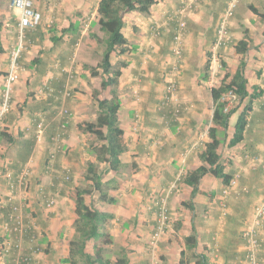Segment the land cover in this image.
<instances>
[{
	"label": "crops",
	"instance_id": "1",
	"mask_svg": "<svg viewBox=\"0 0 264 264\" xmlns=\"http://www.w3.org/2000/svg\"><path fill=\"white\" fill-rule=\"evenodd\" d=\"M11 1L0 0V45L6 52L0 56L2 73L8 72L10 53L20 37V14ZM32 1L42 14V22L39 28L26 32L20 79L15 86L16 101L13 100L11 114L5 116L0 130L13 137L12 143L0 137L2 211L25 200L20 191L10 188L24 169L32 167L35 176H52L43 165L46 150L62 132V124L66 125L65 152H70L68 159L63 154L58 157L56 168L71 166L75 174L80 160L96 163V156L86 152L89 146L85 137L91 135L83 132L79 124L94 122L97 117L93 93L101 91V76L91 74L97 65L90 50L96 45L92 35L99 36L101 32L100 0ZM230 1L233 0H159L150 14L130 12L125 16L122 31L129 51L117 57L124 58L127 67L121 70L116 91L121 100L119 119L127 147L123 161L134 170L128 174L130 179L123 190L110 192L117 203L101 202L96 209L114 215L106 227L114 241L128 250L129 264H195L201 257L205 264H245L248 243L244 233L249 228L255 229L260 240L258 258L264 264V215L261 221L256 216V208L264 207V20L251 11L254 7L263 13L264 0H237V7L243 11L235 12L230 20V41L218 47L217 27ZM182 21L186 23L184 52L177 76L172 70L177 60L173 39ZM76 27L81 37L73 45L71 39ZM246 31L252 44L242 56L236 51V44L244 39ZM30 35L35 38L32 40ZM242 59L246 63L250 94L262 91V95L253 103L243 142L230 147L235 124L247 100L230 119L227 138L219 148L222 162L233 173L236 183L224 198L220 180L206 175L193 196L192 187L184 183V178L204 165L200 157L210 141L214 114L212 89L221 84L227 72L234 75ZM4 75H0V105ZM172 79L177 82L174 98L164 107L166 88ZM65 88L71 89L73 96L59 101L57 98ZM108 93L112 98V93ZM62 108L69 110V118L61 114ZM176 112H179L177 116ZM39 125L44 127L39 133L43 149L37 148ZM21 127L28 131L32 127L35 138L17 136ZM126 156L130 161L126 162ZM29 182L30 189H34V180ZM175 183L176 189L169 197V227L155 238V199L165 195ZM47 190L52 193L54 188ZM72 211L70 237L64 236L63 227L58 233L52 230L54 213L42 215L47 222L45 231L54 233L52 240L51 236L46 240L47 254L54 251L57 254L61 236L68 240V245L74 237L75 208ZM194 229L196 246L190 248L186 239L194 235ZM8 236V232L5 238L0 235V240ZM68 254L69 246L64 258L58 255L56 259H66Z\"/></svg>",
	"mask_w": 264,
	"mask_h": 264
},
{
	"label": "trees",
	"instance_id": "2",
	"mask_svg": "<svg viewBox=\"0 0 264 264\" xmlns=\"http://www.w3.org/2000/svg\"><path fill=\"white\" fill-rule=\"evenodd\" d=\"M158 2L159 0H100L98 7V25L100 31L104 34L105 39L103 40L97 35H92V38L97 43H104L105 50L100 63L97 64V66L91 71L93 77L101 76V91H94L93 93V100L97 105L98 113L94 122H84L79 124V127L83 132L90 134L96 139L95 143H93L92 145V151L96 156V163L89 162L87 164V173L84 177V180L89 184V187H77L74 190L73 198L75 203L76 215L74 221L75 235L69 242V255L66 259L60 261L62 263L129 264L128 250H126L124 247H120L119 254L115 259H112L109 255H106V248L111 247L115 244L112 235L105 230L106 225L109 223V221L114 219V215L104 213L99 211L98 209L93 208L87 203V197L98 194L100 202L116 204V198L110 196V192H118L120 190H123L125 188L126 181L129 179L116 177V179L112 178L107 181L103 178L108 174L117 175L119 173H122L123 169L126 168V165L123 161V156L127 151L125 143V131L122 128L119 119L121 100L116 90L118 89L120 84L119 80L122 75L121 70L127 67V63L121 62L119 66H114L112 62L115 57L124 56L129 51L127 39L122 31L125 24L126 14L130 12L150 14L151 8ZM227 7L228 5L224 9L225 11ZM251 11L264 20V12L260 13L254 7H251ZM39 26L40 25H38L35 29L39 28ZM71 26H73V24ZM28 30L34 29H27L26 32ZM179 30L180 27L178 31ZM78 31L79 28L77 27L73 31L74 34L73 38L71 39L73 45H76L81 37V34L78 33ZM176 35H178V33L175 34L173 39L174 47L176 44ZM30 38L33 40L35 36L30 35ZM251 44L252 41L248 35V31H246L244 39L236 44V51L240 55L245 56L251 48ZM24 52L25 51H23L20 60H22ZM183 52L184 51L182 50V57ZM4 53L6 52L0 45V56ZM37 61L38 59L34 60L33 63ZM180 62L176 60V63L173 65L172 70L180 69ZM222 66L225 69L227 68L225 64H223ZM208 68L209 64L207 69ZM245 68L246 63L245 60L242 59L236 73L234 75H231L227 72L222 79L221 84L217 88L212 89L214 114L212 125L209 129L210 141L206 144V149L200 157L204 165L188 173V175L184 178V183L192 187L193 196L198 192L202 179L206 175H212L220 180L222 186L224 187L223 193L228 187H230L231 181L234 179L233 173L227 171L225 164L222 162L219 148L222 145L223 141H225L227 138V130L229 128L230 119L239 111L240 106H242V104L247 100V103L240 112L238 120L235 124L234 135L230 141V147L236 146L239 143L243 142L248 126V116L252 111L253 103L262 95V91L255 92L252 95L250 94V91L248 89V80L245 76ZM7 74L8 72L2 73L0 71V75L6 76ZM107 91H110L112 93V98H101V93ZM230 92L236 95V104L230 111H225L226 103L225 101H223V97ZM58 100L60 101V99ZM9 114L11 113H8L6 116H9ZM3 136L7 138L9 143L13 142V137L9 136V134L4 131H0V137ZM62 136V138H65L64 134ZM51 148L55 149L53 162H51ZM46 151L47 157L43 167L48 173L52 174L54 170L52 167L53 163L58 161V157L61 154H66L65 142L61 140L59 142L52 143L51 141V145ZM99 165L105 166L104 169H102L103 171H100ZM25 170L26 169H24L16 176V182L26 180V176L23 177V172ZM62 172V175H56L55 173H53L55 176V181L57 180V178H60L62 180V183L66 184L67 187H70L69 183H71L72 181V174H70L67 170H63ZM54 190H56V188H54ZM64 192L65 191L63 190V193ZM186 206H190V204H187ZM36 207L37 216L39 219L36 224L44 232L47 226V222L45 219H43L41 210L39 211L40 207L38 205H36ZM188 208L190 210H193V208L191 207ZM11 209L12 208H10V210ZM10 210L7 209L6 211H2L0 209V221L9 224L12 228L14 223L12 225V223L10 222ZM23 226L25 227V229L22 237L14 233L15 237H17L18 239H23L22 241L24 243H27V241H33V238L38 237L39 232L35 229L33 222L30 218L24 215ZM17 233L19 234V232ZM42 237L43 239L41 240H39L38 238L37 247L34 246L32 249L36 248L34 250H36L37 252L46 253L47 250L45 251V248L42 246L48 238L45 235ZM92 241L95 242L93 246L90 244ZM196 241L197 237L194 229V235L189 236L186 239V243L190 248H194L196 246ZM0 242L2 244L3 239H1ZM98 242H100L101 245ZM17 251L18 249L16 248L12 250L13 253ZM23 256L26 261H22L20 262V264H42L40 261L38 262L34 258V253L25 254ZM15 263L16 259H12V264ZM195 264H205L203 257H201L199 261L197 260Z\"/></svg>",
	"mask_w": 264,
	"mask_h": 264
},
{
	"label": "rangeland",
	"instance_id": "3",
	"mask_svg": "<svg viewBox=\"0 0 264 264\" xmlns=\"http://www.w3.org/2000/svg\"><path fill=\"white\" fill-rule=\"evenodd\" d=\"M214 7H215V5H214ZM219 7L220 6L217 5V8H219ZM235 10H236L235 12L239 11L241 13L243 11V8H241V7L239 8V6H238ZM212 11H214V10H212ZM224 11L225 10H223L222 13ZM99 37L103 40L105 39V36L102 32H100ZM89 39L92 40V38H89ZM95 43H96V45L93 46V48L90 50V52L93 55H95V59H93V60H94V64L97 65L100 63L102 56L104 54L105 44L104 43L100 44L97 42H95ZM95 43H93V44H95ZM181 46L183 48V38H182ZM122 60H121V58L117 59V57H115L113 59L112 63H114L115 66H119L120 63L124 62L125 59L122 58ZM174 73H175V75L178 76V72H174ZM29 87H31V85H29ZM101 94H102L101 98H111L108 91L102 92ZM15 95H16V87H15V92H14V96H13V100L16 101ZM95 109H96V114H97L98 113L97 105H96ZM29 129H30V131H28V129L22 130V127L20 129L18 128V130H17L18 135L17 136L35 138L34 129H32V127H30ZM36 134H37V139H38V142H37L38 147L37 148L43 149V148H40V146H41V144L44 145V143L40 141L41 138H40V134L37 131V129H36ZM43 136H44V134H43ZM37 139H36V141H37ZM95 141H96V139L93 136L85 137V142L89 146L88 150L86 151L87 153L94 155V153L92 151L93 150L92 145H93V143H95ZM81 143H83V142H81ZM69 152L70 151H68L67 154H63L65 156V159H68ZM81 154L84 155V151H82ZM125 159H126V162L130 161V159H128V156H126ZM69 163H72L71 159H69ZM88 163L89 162L86 161L85 159L80 160L79 166H76L77 167L76 173L73 174L71 172V169H70L71 166L67 167V168H62V166H61L58 169V168H56L57 167L56 162H54L53 166H52L54 169L52 172V176H50L49 174H45L46 176L43 175L40 177H39V174H37V176H35V174L33 173L32 167H30V168L28 167L27 171H26L28 173L26 180L20 181V182H13L12 181V183L14 184V189H17L18 191H20L22 193L23 200L25 199L24 200L25 203L23 201L21 204L16 205V206H20V208L23 207L22 208V214L24 216L30 218L31 221L33 223H35L36 226H38L36 223H37V221H39L38 216H37L36 205H38L42 209V211H43L42 215H49V213H54V215H53L54 217H52V218H54L52 230H55V232L58 233L61 230V227H63V229H64L63 234H64V236L66 235V237H68V235L70 234V225L72 223V216H73L72 209L75 208L74 198H73L74 190L77 187H79V188H88L89 187V184L84 180V177L87 173L86 170H87V164ZM128 163H130V162H128ZM131 166H132L131 164H127V167L123 169L122 173H119L117 175L116 174H108V175H105L103 178L107 181L112 179V178L116 179V177L128 179V174H130L134 170V168L132 169ZM74 167H75V165H74ZM99 167H100V171H103L102 169H104L105 166L99 165ZM63 170H67V171H69L70 174H73L72 181H71V183H69L70 187H67L66 184L62 183V180L60 178L59 179L57 178L56 181H58V182L55 181V176L53 173H55L56 175H62ZM32 177H33V179H32ZM48 177L49 178L51 177L50 178L51 181H50V179H48ZM30 179H31V181L34 180V184H35L34 189H30V183H31V182H29ZM129 179H130V177H129ZM47 187L56 188V190H54L52 193H49V191L47 190ZM10 188L12 189L11 185H10ZM63 190H65L64 193H63ZM112 193L116 194V192H112ZM23 195H25V196H23ZM98 197H99L98 194L88 196L87 197V203L96 209L97 206L99 204H101V202L98 201V199H99ZM47 199H53L54 204L52 206L48 207V205L46 204ZM68 206H70V207H68ZM26 211H27V213H26ZM6 225H7V223H5V222H2L0 224V226H1V230H0L1 234L0 235H3L4 238H5V233H7L5 230ZM105 230L111 234V230H108L107 227ZM38 232H39L38 237L33 238V241H27V243H24L22 241L23 239L22 240L18 239L17 237H15L14 234L11 235L8 232V235L10 237L8 236L9 238H7L6 240L4 238H2V239H4L2 244L0 242V264H12V259H16V261H17V258L20 257L21 255L33 254V253L35 254L34 257H37L39 259L38 261H41V262L43 261L44 264H65V263L60 262V260L56 259V258H58V255L64 258V256L67 253V247L69 246L68 240L64 236L60 237V239L58 240L59 246H58L57 254L55 253V251H54V253L47 254L48 249H49L46 246V243H48L47 241L44 242V244L42 246L45 248V251L47 250L46 253L37 252L36 250H34L36 248H34V249H32V248L34 246L37 247L38 238H39V240H41V239H43L42 236L45 235V236H47L48 239H50V236H51V240H52L54 237L53 232H51V233L50 232L48 233L46 231L43 232L42 229L40 231L38 230ZM69 237H70V235H69ZM15 240H17V241H15ZM8 242L12 243V244L19 242L21 244V253H20V251H17L15 253H13L12 251H10V253L2 252L1 246L3 245V243H8ZM94 243L95 242L92 241L90 244L93 246ZM98 243H100V242H98ZM100 245H101V243H100ZM92 246H91V248H92ZM120 247H122V246L119 245V243L115 242V244L113 246L106 248V255H109L112 259H115L116 256L119 254ZM91 248H90V250H91ZM53 256H55V258H53Z\"/></svg>",
	"mask_w": 264,
	"mask_h": 264
},
{
	"label": "built area",
	"instance_id": "4",
	"mask_svg": "<svg viewBox=\"0 0 264 264\" xmlns=\"http://www.w3.org/2000/svg\"><path fill=\"white\" fill-rule=\"evenodd\" d=\"M237 2H238L237 0H233L228 5L225 13L223 14L222 18L219 21L217 27V43H216V46L218 47L229 42L231 39L228 30H229L230 20L234 15L235 9L237 8ZM11 3L13 8L16 11H18L20 14V20H19L20 37H19V42L10 53L9 70H8V74L5 76L4 89L2 91V101L0 105V128L2 126V122L5 116L9 113L12 107L15 85L20 78V58L23 51H25L26 49L24 43L26 30L35 29L42 22V14L34 7V3L32 0H12ZM179 27L180 30L178 31V35H176L175 37L176 44L174 47V53L176 55V59L180 62L182 59V50H183L181 46V41H182L183 31L185 30L186 27V23L182 21L179 24ZM174 70L175 72H179L178 69H174ZM176 83H177L176 79H172L169 82L166 88L167 95L165 96L162 106L168 107L172 103V100L174 98L173 93L175 92L177 86ZM59 96L60 97H58V99H61L62 101H66L72 98L73 93L71 89L65 88L62 92H60ZM236 99H237L236 95L232 92L226 94L223 97V101H225L226 103L225 111H230L235 106ZM60 112L66 118H69L70 113L67 108H62ZM178 113L179 112H176L175 116H177ZM38 128H39V133H42L44 127L42 125H39ZM65 129H66V125L62 124L61 126L62 132H59L58 136L52 139V143H56L63 140L62 135L64 134ZM51 149H52L51 162H53L55 149L54 148ZM26 171L27 169L23 172V177L26 176L27 178L28 173ZM235 183L236 181L235 179H233L231 181L230 187H232ZM11 187L13 188L14 184H12ZM230 187H228L224 191L223 193L224 198L228 196ZM175 189H176V183L170 187V189L167 191L165 195H160L155 199V206L157 207V227H156V232L154 234L155 238H158L163 232L166 231V228L168 226V216H169V197L170 194L173 193ZM46 202L48 207L54 204L53 199H47ZM22 208H20V206L12 207L9 218L12 225L13 223L14 225L12 226V228L9 224H7L5 227L7 232H9L10 234L15 233L20 237H22V234H24V229H25V227L23 226ZM263 215H264V207L260 205L256 208V216L258 221H261L263 219ZM17 232H19L20 235ZM244 236L248 243V247H247L248 251L246 255L245 264H260L258 254L261 248V243L256 235L255 229L249 228L248 230L245 231ZM14 248L18 249V251H21V244L19 242L13 244L8 242V243H3V245L1 246V250L4 253H10V251H12ZM22 261H26L23 255L17 258L15 264H20V262Z\"/></svg>",
	"mask_w": 264,
	"mask_h": 264
},
{
	"label": "clouds",
	"instance_id": "5",
	"mask_svg": "<svg viewBox=\"0 0 264 264\" xmlns=\"http://www.w3.org/2000/svg\"><path fill=\"white\" fill-rule=\"evenodd\" d=\"M33 225H34L35 229L38 231V226H36L35 223H33ZM156 227H157V212H156ZM155 232H156V230H155Z\"/></svg>",
	"mask_w": 264,
	"mask_h": 264
}]
</instances>
